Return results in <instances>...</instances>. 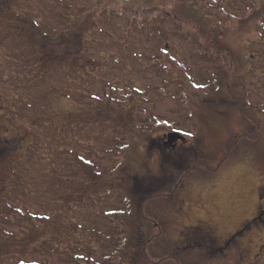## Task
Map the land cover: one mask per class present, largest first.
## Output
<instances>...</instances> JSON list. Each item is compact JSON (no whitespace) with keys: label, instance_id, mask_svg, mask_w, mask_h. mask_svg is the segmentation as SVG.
<instances>
[{"label":"rangeland","instance_id":"1","mask_svg":"<svg viewBox=\"0 0 264 264\" xmlns=\"http://www.w3.org/2000/svg\"><path fill=\"white\" fill-rule=\"evenodd\" d=\"M263 209L264 0H0V264H264Z\"/></svg>","mask_w":264,"mask_h":264},{"label":"flooded vegetation","instance_id":"2","mask_svg":"<svg viewBox=\"0 0 264 264\" xmlns=\"http://www.w3.org/2000/svg\"><path fill=\"white\" fill-rule=\"evenodd\" d=\"M181 132L180 131H178L177 129H170V130H168V132L166 133V134H171L172 136V138H174V139H171V137H170V135H169V138L166 136V134H165V137H164V140L162 141L163 142V144H164V146H160V147H158V149L159 150H162V151H164L163 153H165L167 150L169 151V149H168V147L169 146H171V147H173V148H176L179 144H180V142H181V140L180 139H178L177 141H176V134H180ZM243 133H245V134H247V133H249V131H245V132H243ZM173 134H175V135H173ZM182 134V133H181ZM245 134H243V135H245ZM242 134L240 135V136H243ZM184 136V135H183ZM246 136V135H245ZM176 138V139H175ZM166 147V148H165ZM164 149V150H163ZM171 150H172V148H171ZM175 154V153H174ZM198 166H200V165H198ZM177 183H180V180L177 182ZM180 185L179 184H177L176 186H175V189H174V191H176L177 189H178V187H179ZM167 200H169V198L167 199ZM171 202H173V200L171 201ZM264 221V209L263 210H261L260 211V213H259V215L257 216V217H255V222H263ZM158 224H159V227H160V230H161V228L162 229H164V230H166L165 229V227H163L160 223H158V222H154V225H156L155 226V228H158ZM166 225V224H165ZM245 225H246V223L243 225V227L242 228H240L239 229V231L237 232V234H236V237L234 238V240L236 239V238H238L239 236L241 237V236H243L242 234H244L246 231H247V229L245 228ZM162 231V230H161ZM164 232V231H163ZM162 232V233H163ZM229 240H231V239H229ZM233 240V241H234ZM232 241V242H233ZM231 242V241H230ZM226 243V244H224V245H220V246H218V245H216V247L213 249V250H211V253H212V255H214V257L216 256V255H218V254H220V253H222V252H224V251H226L227 249H228V247L231 245V243ZM197 247V248H196ZM198 247H199V249H198ZM203 247H205V245H204V243L203 242H200V243H198V245H194V244H189L188 246H186L185 247V250H190V251H192V250H194V251H196V250H200V249H202ZM179 249H183L182 247H179ZM200 255V254H199Z\"/></svg>","mask_w":264,"mask_h":264},{"label":"snow or ice","instance_id":"3","mask_svg":"<svg viewBox=\"0 0 264 264\" xmlns=\"http://www.w3.org/2000/svg\"><path fill=\"white\" fill-rule=\"evenodd\" d=\"M21 264H23V262H21Z\"/></svg>","mask_w":264,"mask_h":264},{"label":"water","instance_id":"4","mask_svg":"<svg viewBox=\"0 0 264 264\" xmlns=\"http://www.w3.org/2000/svg\"><path fill=\"white\" fill-rule=\"evenodd\" d=\"M173 135H175V134H173Z\"/></svg>","mask_w":264,"mask_h":264}]
</instances>
